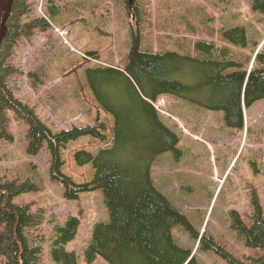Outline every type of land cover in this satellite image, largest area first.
<instances>
[{"label": "rangeland", "instance_id": "374dc122", "mask_svg": "<svg viewBox=\"0 0 264 264\" xmlns=\"http://www.w3.org/2000/svg\"><path fill=\"white\" fill-rule=\"evenodd\" d=\"M23 1L17 15L22 30L4 56V69L11 75L7 86L53 132L73 127L99 130L100 137H80L59 153L62 173L77 184L92 181L95 171L91 164L78 165L75 153L85 150L97 156L114 141V118L95 100L87 67H124L136 43L141 50L205 57L196 54L194 45L212 42L220 55L227 49V57L248 71L256 54L264 53V12L253 8V0ZM237 27L246 29V46L223 35ZM156 104L162 121L177 134L183 155H160L152 169L154 184L185 214L194 232L201 236L206 232L235 258L246 261L258 250L248 248L232 228L231 212L250 222L251 203L258 196L264 214V99L245 104L242 128L228 126L222 110H208L171 94L160 96ZM8 114L13 138L0 142V179H33L39 186L14 202L31 204L33 212L45 214L40 264H59L50 256L55 226L65 225L71 217H77L80 226L65 247L77 253L79 264H89L85 250L95 225L110 219L102 190L82 193L78 199L66 197L61 182L52 179L47 142L37 155H30L28 123L12 111ZM173 232L180 246L193 251L195 264H229L215 246L199 247L186 226ZM27 236L41 243L39 232L31 230ZM91 264L109 263L98 257Z\"/></svg>", "mask_w": 264, "mask_h": 264}, {"label": "trees", "instance_id": "16d2710c", "mask_svg": "<svg viewBox=\"0 0 264 264\" xmlns=\"http://www.w3.org/2000/svg\"><path fill=\"white\" fill-rule=\"evenodd\" d=\"M23 6V0H14L8 30L0 45V142L13 138L7 116L12 111L28 123L30 155H37L47 142L53 159L52 179L61 182L66 197L78 199L82 193L102 190L110 219L95 225L92 242L85 250L86 262L91 264L102 257L109 264H195L193 251L180 246L173 232L175 227L186 226L199 241V247L215 246L229 264H264V214L258 196L251 203L250 222L243 220L239 212H231L232 228L248 248L258 250L242 261L206 232L202 236L194 232L185 214L154 184L152 175L160 155H183L177 134L161 119L156 107L158 98L171 94L208 110H222L228 126L242 128L245 104L264 99V53L256 54L255 65L248 71L227 57V49L220 55L212 42L199 41L194 45L196 54L201 52L205 57L141 50L136 43L124 69L102 64L87 67V83L95 100L100 109L114 118V141L112 148L99 151L97 156L85 150L75 153L78 165L91 164L95 171L92 181L77 184L62 173L59 153L80 137H100L99 130L73 127L53 132L7 86L11 75L4 69V56L22 30L17 15ZM253 8L264 12V0H253ZM223 35L238 45H247L245 28L225 30ZM233 67L238 69L232 71ZM38 189L33 179H0V264L41 263L45 214L33 212L31 204L14 202L16 197ZM79 226L77 217L55 226L50 246L53 261L79 264L77 253L65 247L75 239ZM31 230L41 234V243L27 236Z\"/></svg>", "mask_w": 264, "mask_h": 264}, {"label": "water", "instance_id": "95a60500", "mask_svg": "<svg viewBox=\"0 0 264 264\" xmlns=\"http://www.w3.org/2000/svg\"><path fill=\"white\" fill-rule=\"evenodd\" d=\"M14 0H0V45L7 33V22L10 17Z\"/></svg>", "mask_w": 264, "mask_h": 264}, {"label": "crops", "instance_id": "0c3cea01", "mask_svg": "<svg viewBox=\"0 0 264 264\" xmlns=\"http://www.w3.org/2000/svg\"><path fill=\"white\" fill-rule=\"evenodd\" d=\"M127 7H130V6L127 5ZM124 67H125V66H124ZM124 67H123V68H124Z\"/></svg>", "mask_w": 264, "mask_h": 264}]
</instances>
